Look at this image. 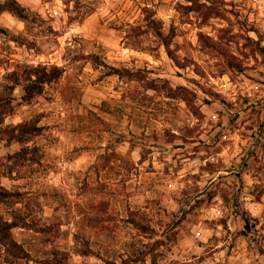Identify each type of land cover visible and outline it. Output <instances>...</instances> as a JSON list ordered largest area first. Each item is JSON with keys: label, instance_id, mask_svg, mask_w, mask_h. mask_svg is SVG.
Returning <instances> with one entry per match:
<instances>
[{"label": "rangeland", "instance_id": "1", "mask_svg": "<svg viewBox=\"0 0 264 264\" xmlns=\"http://www.w3.org/2000/svg\"><path fill=\"white\" fill-rule=\"evenodd\" d=\"M0 118V264H264V0H0Z\"/></svg>", "mask_w": 264, "mask_h": 264}, {"label": "trees", "instance_id": "2", "mask_svg": "<svg viewBox=\"0 0 264 264\" xmlns=\"http://www.w3.org/2000/svg\"><path fill=\"white\" fill-rule=\"evenodd\" d=\"M14 1H12L13 3ZM13 11H15L19 16L23 17V8L18 5L14 4ZM157 34L160 36H163L161 31H157ZM163 44L167 48V53L170 54L171 51L169 49L170 40L164 36L163 38ZM110 68L113 70L112 72H115L118 74L121 79H125L124 81L127 83L137 82L139 80L144 79L143 78V70L142 69H132L130 67H114L110 66ZM62 71V68L57 64H38L33 67H31L30 74L26 77V83L24 85V97L26 99H31L35 94L40 93L43 90V87L45 83L51 82L53 79L58 78L60 73ZM3 119V118H2ZM1 122V118H0ZM41 126L38 125V119L37 120H25L16 124H8L5 125V127L0 128V132L3 136H5L6 140L8 142L12 141H19L23 143H27L31 138L38 134L41 131ZM28 149V145H24V147L17 153H23ZM21 155V154H20ZM3 193V191H0V194ZM6 193H9L6 191ZM103 202V201H102ZM104 217H100L98 219L99 222L104 221ZM131 221L134 223V225L139 229L140 232H145V222L140 218L136 219V216L132 217ZM17 223L15 221H0V226H3L5 229H10L13 226H16ZM137 260H139L138 257H133L129 255V257L123 258L122 263L123 264H133ZM107 263L109 264H121L118 263L116 260H108Z\"/></svg>", "mask_w": 264, "mask_h": 264}]
</instances>
